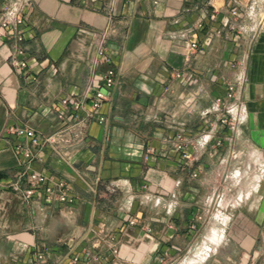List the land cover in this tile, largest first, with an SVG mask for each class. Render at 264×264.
Wrapping results in <instances>:
<instances>
[{
    "label": "crops",
    "instance_id": "obj_1",
    "mask_svg": "<svg viewBox=\"0 0 264 264\" xmlns=\"http://www.w3.org/2000/svg\"><path fill=\"white\" fill-rule=\"evenodd\" d=\"M12 2L25 23L0 38V181L24 170L8 127H30L58 141L35 147L32 167L75 200L0 191V264H24L35 245L50 247L48 264L85 249L99 255L91 264H176L199 248L200 264H262L264 0H0V13ZM20 44L24 68L12 57ZM103 46L111 63L99 59ZM108 68L119 84L98 114L85 109L66 127L62 99L89 108ZM179 132L191 139L188 159ZM225 197L218 215L231 207L230 221L210 227L214 199Z\"/></svg>",
    "mask_w": 264,
    "mask_h": 264
},
{
    "label": "built area",
    "instance_id": "obj_2",
    "mask_svg": "<svg viewBox=\"0 0 264 264\" xmlns=\"http://www.w3.org/2000/svg\"><path fill=\"white\" fill-rule=\"evenodd\" d=\"M233 15H237V9L232 10ZM25 15L24 10L19 6V3L12 2L4 4L2 11L0 13V38L9 30L10 28L17 29L18 27L24 25ZM202 26V23L199 24ZM16 37L18 42L24 40L23 33L17 31ZM198 47L197 43H192L190 48L195 49ZM25 52V46L20 44L16 47L15 52L12 54L14 58L15 65L24 68L28 65L27 60H18L16 55L23 54ZM98 56L101 62L111 63L112 56L103 46L98 51ZM35 65H38V60L33 59ZM119 84L117 77V72L114 68H108L103 75V88H98L95 90L93 96L91 97L88 105L79 98L76 97H65L62 99L63 109L57 113L58 119L67 125L71 122L79 123L83 116L81 112L85 110V117L91 118L98 114L102 104L107 99L105 89L110 90ZM228 86V92L226 98L228 100H233L236 93V85L230 83ZM222 99L218 98L217 102L220 103ZM222 105L217 104V109ZM232 108L227 109L225 114L220 116V121L223 124H228L231 120ZM100 121H104L105 117L100 116ZM7 133L14 135L18 138L16 143V150L23 155V165L24 170L19 173L16 179H11L9 181H0V191L3 190H13L20 193L24 198L29 199L36 196L38 193L43 195L44 200L49 204L56 201L61 203H72L75 197L70 193V190L66 183L62 180H52L48 175L41 171L34 169L32 167V161L36 157L35 147H42L45 145H55L57 144V138L55 135H39L33 128L26 126H10L7 129ZM175 147L177 150L182 151V158L188 159L189 153L187 148L191 142L189 137H186L183 133L179 132L176 134ZM222 140H218L221 143ZM25 183L24 187L22 184ZM134 223V221H132ZM193 228H196L193 226ZM168 257V253L164 252L161 257V261ZM99 255L94 253L90 249H85L82 254L71 253L69 257L68 264H91L93 262L99 261ZM51 260V250L48 245H35L33 249V255L24 264H48ZM54 264H63L59 259H55Z\"/></svg>",
    "mask_w": 264,
    "mask_h": 264
},
{
    "label": "rangeland",
    "instance_id": "obj_3",
    "mask_svg": "<svg viewBox=\"0 0 264 264\" xmlns=\"http://www.w3.org/2000/svg\"><path fill=\"white\" fill-rule=\"evenodd\" d=\"M263 17H264V14H263ZM211 122H212V120H211ZM228 124H230L231 125V120H229V122H228ZM245 170L246 171H248V169H246V168H244V167H242L241 168V170H240V172H245ZM239 172V173H240ZM245 179H247V177L246 178H244L242 181H245ZM236 186L237 187H242L243 188V186H245V185H243L242 184V182L240 181L238 184H236ZM237 188L235 187V190H236ZM229 189H226L225 190V192L226 191H228ZM242 192V191H241ZM226 196V195H225ZM227 197H225L223 200L221 199V198H219L218 200L215 198L214 199V202H213V206H214V208H215V211H213V215H211V217H212V225L210 226V227H217L218 229H222V228H225V225H227L228 223H229V221H230V218H231V215H230V212H231V210H232V208L231 207H229L228 208V210L225 212V213H223V215H218L219 214V211L220 210H222V207H226L227 206V204H228V200L226 199ZM230 203V202H229ZM219 218H221V220H224L225 221V225H223L221 222H220V220H219ZM219 234H220V236H221V240L223 241L227 236H226V233H225V231H220V232H218ZM210 243L212 244L213 242H211V241H209V244L208 245H210ZM221 244V243H220ZM212 247V246H211ZM231 249V248H230ZM258 250H262V261H263V263L262 264H264V253H263V251H264V248L262 249H258ZM206 251V249H203L202 250V248H199V249H197V250H194V251H192L191 253L189 252H185V253H183L182 255H181V257L177 260V263L176 264H200V262H201V258H204V257H206L207 256V254H208V251L207 252H205ZM201 252H204L203 254H201ZM201 254V255H200Z\"/></svg>",
    "mask_w": 264,
    "mask_h": 264
},
{
    "label": "bare ground",
    "instance_id": "obj_4",
    "mask_svg": "<svg viewBox=\"0 0 264 264\" xmlns=\"http://www.w3.org/2000/svg\"><path fill=\"white\" fill-rule=\"evenodd\" d=\"M260 158H263L264 159V154H260V156H259V159ZM260 162H262V161H260ZM262 167V166H261ZM256 177L258 178V175H256ZM225 222V221H224Z\"/></svg>",
    "mask_w": 264,
    "mask_h": 264
}]
</instances>
